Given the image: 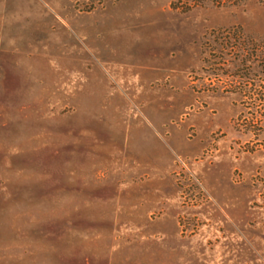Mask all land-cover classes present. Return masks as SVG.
I'll return each instance as SVG.
<instances>
[{"label":"rangeland","instance_id":"rangeland-1","mask_svg":"<svg viewBox=\"0 0 264 264\" xmlns=\"http://www.w3.org/2000/svg\"><path fill=\"white\" fill-rule=\"evenodd\" d=\"M95 1L0 0V264H264V0Z\"/></svg>","mask_w":264,"mask_h":264},{"label":"built area","instance_id":"built-area-1","mask_svg":"<svg viewBox=\"0 0 264 264\" xmlns=\"http://www.w3.org/2000/svg\"><path fill=\"white\" fill-rule=\"evenodd\" d=\"M99 0H96L95 2H98ZM88 7H90V5H88Z\"/></svg>","mask_w":264,"mask_h":264}]
</instances>
